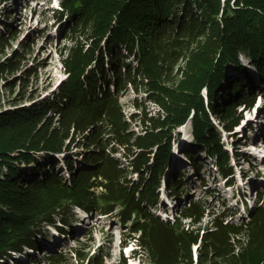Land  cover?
Returning a JSON list of instances; mask_svg holds the SVG:
<instances>
[{
    "label": "trees",
    "instance_id": "trees-1",
    "mask_svg": "<svg viewBox=\"0 0 264 264\" xmlns=\"http://www.w3.org/2000/svg\"><path fill=\"white\" fill-rule=\"evenodd\" d=\"M9 1L0 0L4 6L0 11L8 17ZM61 5L65 11L60 14H68L72 24L65 37L71 45L62 56L69 79L51 98L30 106L21 105L26 98L23 90L9 100L11 107H4L0 87V264H25L18 256L39 264L29 250L47 254L45 264H107L109 255L101 248L91 253L82 246L43 248L41 239L50 240L48 227L62 237L71 235L66 227L75 207L108 215L116 212L129 226L116 264H128L123 249L131 242L137 246L133 255L149 264H248L249 253L256 256L255 264H264L261 191L241 223L227 220L225 211L210 214L200 200L188 201L173 219L152 211L158 206V189L170 161L172 130L192 110L200 149L216 157L222 176L231 178L234 171L217 138H210L214 128L206 124L201 86L184 94L173 69L153 80L154 69H146L140 47L143 39L158 40L166 44L162 52L167 57L180 35L213 26L218 56L199 74L211 94L208 110L224 116L225 104L218 102L225 100L231 112L236 96L250 107L256 93L244 89L250 75L239 57L249 59L264 82V0H62ZM14 37L5 23L0 30L1 55ZM232 66L248 81L236 79L223 88ZM18 68L13 56L5 57L0 79ZM29 77L19 78L22 89L30 83ZM17 82L7 81L5 87L12 91ZM168 83L177 84L176 95L165 87ZM129 87L137 92L143 88L146 96L133 103L139 112L126 116L120 99ZM145 101H154L160 111L152 115ZM134 122L140 133L133 129ZM118 153L123 160L116 157ZM184 154L194 161V153ZM16 162L34 166L30 179ZM182 185L183 180L169 184V196L184 194Z\"/></svg>",
    "mask_w": 264,
    "mask_h": 264
},
{
    "label": "rangeland",
    "instance_id": "rangeland-1",
    "mask_svg": "<svg viewBox=\"0 0 264 264\" xmlns=\"http://www.w3.org/2000/svg\"><path fill=\"white\" fill-rule=\"evenodd\" d=\"M61 3L62 0H10L7 3L10 8L8 13L10 16L8 17L5 15L6 13L0 11V30L6 23L15 34L14 39H9L10 46L6 49V53L0 54V62L5 57L13 56V60L18 61L19 67L16 71L5 73L4 78L0 79L4 107H11L13 104L9 100L23 90L26 93V98L21 103L23 106H30L39 100L51 98L61 84L69 79V72L64 65L62 56L65 49L71 45L70 40L65 37L72 24L68 14H60L65 11ZM0 8L3 9L4 6H0ZM216 35L217 32L213 26L189 31L186 36L180 35L179 41L170 45L167 57L162 52L165 49V43L161 44L158 40L155 41L151 38L147 39L149 41L143 39L144 43L140 42L141 50L146 56V69L148 67L154 69L153 80L156 81L158 75L163 71L168 74L173 69L174 78L184 86V94L190 95L196 92L194 90L196 86H201L199 91L208 112L206 124L212 129L214 128L210 138L212 140L217 138L219 146L228 157V164L234 171L231 178L222 176L216 157L211 156L206 149H200L202 144L196 140L195 124L192 118L194 110H192L188 119L175 125L172 130L170 161L167 162V167H165L161 178V186L158 189L160 193L158 206L152 209L153 212L162 214L161 216L166 219H173L182 207L188 205V201L200 200L205 203L207 212L210 214L213 211L218 213L225 211L228 214L227 220L241 223L248 217V212L254 208L249 203V198L253 202L255 201L254 190L258 189L263 192L262 201H264V160L258 159L261 157L246 149L250 144L261 148L257 142L260 140L264 142V82L260 79L255 66L251 65L250 60L241 55L239 58L246 67L247 74L250 75L249 81L247 80L248 76L233 66L228 67L226 71L228 80L223 88L230 87L236 79L247 80L248 82H244V89L250 94L256 93L253 105L250 107L245 105L244 101L236 96V99L232 101L235 103L233 111L230 112L225 100L218 102L222 106L225 104L222 110L224 116L209 111L207 101L211 94L208 92L209 87L205 85L207 82L204 78L199 77V74L204 71L206 66L212 65L218 56L216 53L218 36ZM163 57L167 59V62ZM29 74L31 77L28 76ZM22 76L30 78L26 89H22V85H20L19 78ZM14 80L17 84L12 92L5 87V83L7 81L14 82ZM200 82L202 85H199ZM176 85L168 83L165 87L171 90V94H175L177 93ZM145 96L143 88L138 92L131 87L125 90L120 99L125 115L138 113L139 111L133 103L136 100L142 101ZM222 96L224 95L222 94ZM146 104L152 115H156L160 111V107L154 101H147ZM258 118L260 120L256 122ZM132 127L137 133L141 132V127L136 122L132 123ZM260 130L263 131L261 135L259 134ZM215 133L217 136L214 139ZM160 136L161 139L162 135ZM168 136L170 137V134ZM165 139V137L162 138V140ZM78 141L76 140V143ZM212 146L215 148L216 145ZM158 150V146H155L154 151L158 153ZM77 151L82 152V148H78ZM184 152L194 153V161L185 157ZM63 156V154L57 156L59 163ZM116 157L123 160L120 153L116 154ZM16 164L21 166L25 175H28V179H30L29 174L34 166L17 162ZM68 176L66 174V177ZM129 177L136 178L137 176L130 174ZM180 180H183L182 186L186 189L184 194L178 197L175 194L169 196V184L177 185ZM95 191L98 194L101 190ZM115 215L116 212L108 215L75 207L72 223L66 227L67 233L71 235L67 234L66 237H62L56 229L48 227L50 240L41 239L43 248L48 247L57 251L60 247L82 246L83 251L88 253L101 248L109 255L107 264H116L121 253L122 240L128 237L130 229ZM209 219L210 217L205 218L203 224H207ZM136 248V244L131 242L123 249L124 255L131 257L128 264L133 261L138 264H149L143 258L133 255ZM29 253L38 259L39 264L47 262V254L45 255L44 252L35 253L29 250ZM193 254L196 262L195 248ZM17 258L25 264H30L24 256ZM247 261L248 264H255L256 256L249 253Z\"/></svg>",
    "mask_w": 264,
    "mask_h": 264
},
{
    "label": "bare ground",
    "instance_id": "bare-ground-1",
    "mask_svg": "<svg viewBox=\"0 0 264 264\" xmlns=\"http://www.w3.org/2000/svg\"><path fill=\"white\" fill-rule=\"evenodd\" d=\"M258 120H260V118H258L257 120H256V122H258ZM260 125V124H259ZM259 134L261 135V134H263V131L261 132V130L259 131ZM258 137H261V136H258ZM246 149H248V148H246ZM250 150H251V148H250ZM259 150H262V149H259ZM261 157V156H260ZM264 186V185H263ZM256 191H260V190H256ZM262 196H263V194H262ZM165 200V199H164ZM262 200H263V198H262ZM257 201H258V199H257ZM257 201H256V203H257ZM251 205H252V201L251 202H249ZM255 203V204H256ZM255 207V206H254ZM130 264H138V263H136L135 261H133V262H131Z\"/></svg>",
    "mask_w": 264,
    "mask_h": 264
}]
</instances>
